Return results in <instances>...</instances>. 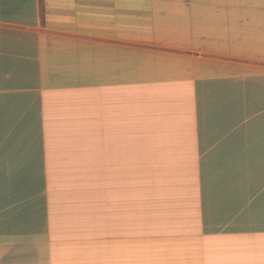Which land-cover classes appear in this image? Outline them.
<instances>
[{
	"label": "crops",
	"instance_id": "1",
	"mask_svg": "<svg viewBox=\"0 0 264 264\" xmlns=\"http://www.w3.org/2000/svg\"><path fill=\"white\" fill-rule=\"evenodd\" d=\"M0 264H264V0H0Z\"/></svg>",
	"mask_w": 264,
	"mask_h": 264
}]
</instances>
